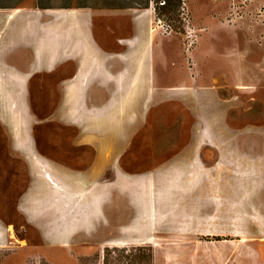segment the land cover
<instances>
[{"label":"rangeland","instance_id":"rangeland-1","mask_svg":"<svg viewBox=\"0 0 264 264\" xmlns=\"http://www.w3.org/2000/svg\"><path fill=\"white\" fill-rule=\"evenodd\" d=\"M161 1L0 0V7H152L177 31L183 49L182 7L192 23L203 9L224 11L222 22L235 28L228 31L231 35L219 32L216 70L204 57L197 67L199 77L214 79L222 98H232L229 108L203 112L214 126L204 129L209 141L202 173L196 172V163L172 156L174 149L183 151L187 139H198L199 127L182 125L185 116H196L184 110V101L175 105L169 91L112 96L111 85H87L83 100L88 107L97 103L98 90L109 91L98 103L110 96L123 103V110L109 109L119 111L122 123L111 121L112 127L94 118L97 126L63 128L51 126L55 108L42 111L47 101L63 96L66 78L56 76L57 69L31 78L23 94L20 86L0 82V264H104L105 247L117 245L151 246L153 264H264V0H170L165 9ZM234 57L239 63L231 73L226 62ZM18 77L24 82L22 74ZM39 82L42 88L36 87ZM235 85L242 88L237 95L231 93ZM81 96L78 86L69 83L68 112L77 124L90 121L79 115ZM64 119L63 124L74 125ZM111 129L114 138L107 136ZM79 131L80 142L74 140ZM104 136L108 144L101 142ZM107 145L114 158L132 165L130 177L121 179L111 168L90 175L99 162L96 155ZM235 158L238 174L231 171ZM106 177L110 181L102 183ZM93 189L103 198L101 212L99 199L94 208ZM127 255L138 264L136 250H117L110 264H130Z\"/></svg>","mask_w":264,"mask_h":264},{"label":"crops","instance_id":"crops-1","mask_svg":"<svg viewBox=\"0 0 264 264\" xmlns=\"http://www.w3.org/2000/svg\"><path fill=\"white\" fill-rule=\"evenodd\" d=\"M205 10H202V17L193 19L194 26L200 29L201 33L191 53L195 64L193 69H190L191 61L188 59L185 48L181 47V38L177 31L167 35L163 34L160 29L158 30L157 12L152 7L147 9L137 7L98 9L87 6L52 8L39 6L37 3L0 7V69L4 70V75H0V82L20 86L23 94L26 93V89H29L28 82L31 78L34 76L39 79L43 78L44 74L57 69L56 76L62 73L61 76L66 78L65 86L61 87V90H64L62 100L47 101L42 111L45 108L44 111H51V108H55L54 113H51L53 116L50 119L51 126L61 124L63 128L84 127L87 129L97 126L95 121L93 122L94 118L101 124L111 121L121 124L122 120L118 117L120 116L119 111H109L110 106L124 109L123 103L114 102L113 95L139 94L146 89H149L147 92L149 94L169 91L171 95H174L175 105L178 100L184 101V110L196 116L194 119L185 116L182 119V125L199 127L198 139L184 140L183 151L174 149L172 156L174 158L183 157L191 164L196 163V172L202 173L204 170L201 162L204 158L202 153L204 149L208 150L209 141L205 138L204 129L214 126L213 119L205 117L203 112L229 108L232 98H222L221 89L213 84L214 79H208L207 76L199 77L197 67L202 62L201 58L204 57L216 70L213 65L218 67V62L215 63L214 57L217 56L215 44L218 41L219 32L223 31L231 35L228 31L233 32L235 29L230 24L222 22L225 16L224 11L211 10L206 13ZM205 41H210V45L205 47ZM22 54H25L27 58H20ZM228 59L229 61L226 62L228 69L231 73L233 70L237 71L234 63H239V60L235 62V57ZM18 73L25 78L24 82L19 80ZM232 79L234 82L233 74ZM71 82L78 86L82 95L78 103L79 115L90 120L88 122L77 124L72 121L68 112L67 94L68 84ZM92 84L98 87L111 85L112 96L104 103H98L100 99L106 97L109 91L93 92L97 103L88 107L83 96L87 97V85ZM166 84L168 86H165ZM36 87L42 88L43 84L39 82ZM55 87L60 90L59 85ZM231 89L234 95L242 91L240 90L242 88L236 85ZM243 90L249 91L246 88ZM53 93L56 94L57 91ZM188 95H191V98ZM180 96L185 98H180ZM192 96L196 97L192 98ZM110 112H117V114L113 116L109 114ZM90 113L92 115L88 118ZM65 117L74 125L63 124ZM112 122L109 125L113 127ZM113 132L115 131L111 129V133L107 136L114 138ZM81 136L83 134L80 132L74 140L80 142L84 138ZM103 138L105 136L101 137V142ZM103 143L108 144L109 142ZM107 146L104 153L96 155L99 162L93 167L94 170L90 175L102 173L103 168H111L113 174L121 176V179L130 177L129 174L134 173L129 170L131 164L126 162L125 158L119 162L120 158H114L111 155L112 151L109 150L110 147ZM84 155L80 153L78 156ZM232 162V173H240V163L236 161V158ZM243 170L247 173L249 169L244 167ZM109 181L110 179L106 177L102 183L107 184ZM94 191L97 194L96 190ZM95 199L101 202L100 210L95 208ZM102 199V196L98 194L96 198H93L94 208L99 212L102 210ZM136 202L141 210L140 202ZM200 203L204 205L203 200H200ZM141 212L144 214L142 210ZM117 243L118 241L115 242L116 245Z\"/></svg>","mask_w":264,"mask_h":264},{"label":"built area","instance_id":"built-area-1","mask_svg":"<svg viewBox=\"0 0 264 264\" xmlns=\"http://www.w3.org/2000/svg\"><path fill=\"white\" fill-rule=\"evenodd\" d=\"M161 5L165 4V0H162L160 2ZM185 5V3H184ZM185 7H182V16H183V20L185 21V30H186V40L184 42V48H185V52L188 55V59L191 61V67L190 69H193V66L195 64L194 59L191 55L193 48L195 47V45L198 42V38H199V30L198 28H196L194 26V24L191 22V18L189 16V14L187 13V11L185 10ZM157 24L159 26L160 31L163 34H171L174 31L173 26L168 23L165 22L162 18L158 17L157 19Z\"/></svg>","mask_w":264,"mask_h":264},{"label":"trees","instance_id":"trees-1","mask_svg":"<svg viewBox=\"0 0 264 264\" xmlns=\"http://www.w3.org/2000/svg\"><path fill=\"white\" fill-rule=\"evenodd\" d=\"M171 1L165 0V4L163 5V8H169ZM39 6H42L38 4ZM117 250H122L123 252H133L134 250L140 251V256L138 260V264H153V252H151V246H122V248H119V246H106L104 250V264H110V257L112 256V253L117 252ZM146 251H149V253H146ZM127 258L128 262H131L130 264H133L132 258L127 255L125 256Z\"/></svg>","mask_w":264,"mask_h":264}]
</instances>
